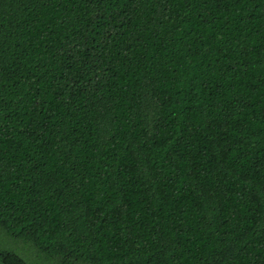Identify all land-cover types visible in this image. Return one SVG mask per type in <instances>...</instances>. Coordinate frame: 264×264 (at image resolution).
Instances as JSON below:
<instances>
[{"label": "trees", "instance_id": "obj_1", "mask_svg": "<svg viewBox=\"0 0 264 264\" xmlns=\"http://www.w3.org/2000/svg\"><path fill=\"white\" fill-rule=\"evenodd\" d=\"M0 264H264V0H0Z\"/></svg>", "mask_w": 264, "mask_h": 264}, {"label": "flooded vegetation", "instance_id": "obj_2", "mask_svg": "<svg viewBox=\"0 0 264 264\" xmlns=\"http://www.w3.org/2000/svg\"><path fill=\"white\" fill-rule=\"evenodd\" d=\"M7 263L6 259L3 258L2 253H0V263ZM9 264V263H8ZM11 264V263H10Z\"/></svg>", "mask_w": 264, "mask_h": 264}]
</instances>
